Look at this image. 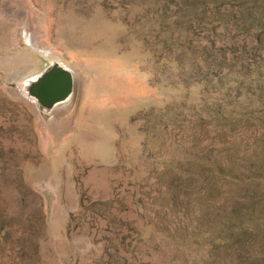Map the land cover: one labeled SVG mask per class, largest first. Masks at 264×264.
Instances as JSON below:
<instances>
[{
  "label": "rangeland",
  "instance_id": "obj_1",
  "mask_svg": "<svg viewBox=\"0 0 264 264\" xmlns=\"http://www.w3.org/2000/svg\"><path fill=\"white\" fill-rule=\"evenodd\" d=\"M0 264H264V0H0Z\"/></svg>",
  "mask_w": 264,
  "mask_h": 264
},
{
  "label": "water",
  "instance_id": "obj_2",
  "mask_svg": "<svg viewBox=\"0 0 264 264\" xmlns=\"http://www.w3.org/2000/svg\"><path fill=\"white\" fill-rule=\"evenodd\" d=\"M56 64L50 63L42 74L25 87L28 98L43 111H52L63 105L75 91L77 80L73 74Z\"/></svg>",
  "mask_w": 264,
  "mask_h": 264
},
{
  "label": "bare ground",
  "instance_id": "obj_3",
  "mask_svg": "<svg viewBox=\"0 0 264 264\" xmlns=\"http://www.w3.org/2000/svg\"><path fill=\"white\" fill-rule=\"evenodd\" d=\"M29 45L31 46L32 44H31V42H29ZM36 51H38L39 53H41L45 58H49L52 54L49 52V51H39V49L38 50H36ZM57 67H59V68H61V69H63V70H68V71H70L68 68H66L64 65H62L60 62H57ZM71 72V71H70ZM72 73V72H71Z\"/></svg>",
  "mask_w": 264,
  "mask_h": 264
}]
</instances>
